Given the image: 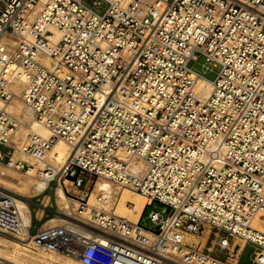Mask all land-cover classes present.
I'll return each mask as SVG.
<instances>
[{
  "label": "built area",
  "instance_id": "1",
  "mask_svg": "<svg viewBox=\"0 0 264 264\" xmlns=\"http://www.w3.org/2000/svg\"><path fill=\"white\" fill-rule=\"evenodd\" d=\"M82 1L0 0V39L11 47L0 50V163L52 169L55 142L70 148L35 203L63 224L31 223V247L80 264H239L250 244V264H264V0H94L102 13ZM200 56L220 66L213 81L192 70ZM20 80L49 139L17 136L8 107ZM92 177L142 195L138 222L89 204ZM154 203L164 208L143 228ZM22 226L17 196L0 188V235Z\"/></svg>",
  "mask_w": 264,
  "mask_h": 264
},
{
  "label": "bare ground",
  "instance_id": "2",
  "mask_svg": "<svg viewBox=\"0 0 264 264\" xmlns=\"http://www.w3.org/2000/svg\"><path fill=\"white\" fill-rule=\"evenodd\" d=\"M4 40L5 39H0V50H3L8 54L10 53L11 47L3 46L2 44L4 43ZM22 84L23 80H20L10 86L11 90L16 94V97L13 99V103L11 102L8 107L12 113H16L22 119L21 121L17 117L21 122L18 131H23L22 133H19V135L22 134L21 137L23 136V138H26L29 135H38L43 139H49L51 137L50 130L40 125L35 120L32 110L24 106L22 103L20 97ZM196 85L198 92L201 95L209 94L211 90L209 81L197 77ZM69 153V146L62 139H59L55 142L53 148L46 154V161H51L49 164L51 163L50 165L52 169H45L42 163L28 161L35 168L30 166L26 172L15 173L16 171L12 170L7 165L0 163V166H2V169H0V188L12 192L17 196V205L23 220V226L13 238L0 235L1 259L13 264H80L77 258L68 257L58 253H44L43 251H38L39 253L36 255H30L26 248V246L31 245L32 242L30 241L31 235L28 234V229L31 226V211L25 199H30L33 196L43 193L49 185L51 176L60 170L61 165L65 162ZM14 159L15 157L13 160ZM138 163L141 164L140 166H143L141 161H138ZM7 178H11L14 181H9ZM96 179L98 180L92 188L90 199L94 202L95 206L107 211V208L110 209L113 207H110V205L113 201L116 189L113 188L111 182L108 180L100 177ZM67 182L68 181L66 180L64 183L67 185ZM21 183L25 184V186H20ZM144 199L145 198L139 193L131 189H125L121 194L119 211H115L114 214L124 217L132 223H137L147 204ZM55 203L61 214H66L70 211V205L72 203L68 202L61 185L56 187ZM63 219V215H55L48 221L42 223V227L60 226L63 224ZM260 230L264 231V228L262 227ZM186 238L196 240V238L192 236Z\"/></svg>",
  "mask_w": 264,
  "mask_h": 264
},
{
  "label": "rangeland",
  "instance_id": "3",
  "mask_svg": "<svg viewBox=\"0 0 264 264\" xmlns=\"http://www.w3.org/2000/svg\"><path fill=\"white\" fill-rule=\"evenodd\" d=\"M93 1L94 0H83L82 2H83V4L85 5V6H87V7H90V8H98V7H95L94 5H93ZM106 8V4L105 3H102V5H101V7L100 8H98V9H96L98 12H100V13H102L103 11H104V9ZM205 66H208V69H205ZM192 70L195 72V73H197V74H199V75H202V76H204L206 79H208L209 81H213L214 79H215V77H216V75L218 74V72H219V70H220V66L219 65H216V66H212V65H209L208 64V62H206V60H205V58L203 57V56H200L199 58H198V60L193 64V66H192ZM13 103V102H12ZM21 121H22V119L16 114V113H14ZM23 131H21V130H19L18 131V133H17V136L19 137V139L20 140H22L23 139V136L21 137V135L22 134H20L19 135V133H22ZM0 151L3 153V154H5L6 153V148L5 147H3V146H0ZM27 161H29V162H32L31 160H27ZM48 162H51V161H48ZM2 166H0V169H2L1 168ZM15 171V170H14ZM15 173H20V172H15ZM15 175H17V174H15ZM7 180H9V181H14V180H12L11 178H7ZM98 179H96V178H89V183H88V186H89V188H90V191L92 192V188H93V186H94V184H95V182L97 181ZM100 180V179H99ZM67 185L68 186H70V184L69 183H67ZM20 186H25V184H20ZM112 186H113V188L114 189H116V193L114 194V196H113V201L111 202V205H110V207H112V208H105L107 211H109V212H112L113 210V213L115 212V211H119V204H120V198H121V194H122V192H124L125 191V189H127V188H122V187H118V186H115L114 184H112ZM91 192H90V197H91ZM46 194H49V196L51 197V199H53V193H52V189L51 190H48L47 192H46ZM40 195V194H39ZM36 196H38V195H36ZM36 196H33V197H35V198H33V197H31L32 198V200H31V206H30V211L31 212H35V203L37 202V199H40L41 198V196H38V197H36ZM115 198V199H114ZM117 199H118V201H117ZM145 200V202H147V200L146 199H144ZM116 201H117V204H116ZM89 204H91V205H94V202L89 198ZM115 208V209H114ZM163 206H161V205H159V204H157V203H154L153 205H151V206H149V207H146V209H145V212H144V215H143V218H142V220H141V222H140V225L143 227V228H149L150 227V223H149V221H148V219H147V214L150 212V211H157V212H162V210H163ZM103 209V208H102ZM104 210V209H103ZM166 212V211H165ZM53 213H48L47 212V216L45 217V218H47L46 220H44V221H42V223H44L45 221H48L49 219H51L53 216ZM164 215H166V213H164ZM49 216V217H48ZM51 217V218H50ZM41 223V224H42ZM34 224L35 225H40V222H34ZM32 232H34V230H32ZM196 242H199L200 244H204L205 243V239H202V238H197L196 237V240H195ZM26 248H27V250H28V254H30V255H36L37 253H39L38 251H36V250H34L33 249V247H31V245H28V246H26ZM252 250H253V246H251L250 244H248V245H246L245 246V248H244V250H243V253H242V256H241V258H240V260H239V264H250V254H251V252H252ZM245 251V252H244ZM44 253H48V252H44ZM216 255L218 256V257H221V258H224V256H222V255H220V254H218V253H216ZM60 257H62V256H60Z\"/></svg>",
  "mask_w": 264,
  "mask_h": 264
},
{
  "label": "crops",
  "instance_id": "4",
  "mask_svg": "<svg viewBox=\"0 0 264 264\" xmlns=\"http://www.w3.org/2000/svg\"><path fill=\"white\" fill-rule=\"evenodd\" d=\"M67 183H69V182H67ZM66 185V184H65ZM66 186H68V185H66ZM49 202H50V204H52V201H53V199H51V197L49 196ZM46 216H45V214H39V212H37V211H35L34 213L33 212H31V223L34 225V222L36 221V222H38V220H41V221H44V220H46L47 218H45ZM49 217V216H48Z\"/></svg>",
  "mask_w": 264,
  "mask_h": 264
}]
</instances>
